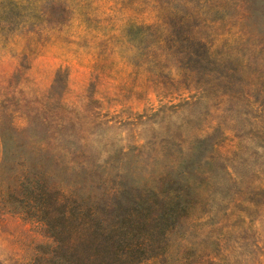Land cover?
I'll list each match as a JSON object with an SVG mask.
<instances>
[{
    "label": "rangeland",
    "instance_id": "1",
    "mask_svg": "<svg viewBox=\"0 0 264 264\" xmlns=\"http://www.w3.org/2000/svg\"><path fill=\"white\" fill-rule=\"evenodd\" d=\"M23 186L49 218L176 192L139 264H264V0H0V264L53 244Z\"/></svg>",
    "mask_w": 264,
    "mask_h": 264
},
{
    "label": "trees",
    "instance_id": "2",
    "mask_svg": "<svg viewBox=\"0 0 264 264\" xmlns=\"http://www.w3.org/2000/svg\"><path fill=\"white\" fill-rule=\"evenodd\" d=\"M23 191L36 201L40 210L36 221L45 226L53 243L50 250L41 251L29 264H139L162 253L161 237L184 210L178 193L159 192L153 194L152 201L108 220L92 205L81 209L68 195L53 191V213L49 218L44 204L49 194L28 188Z\"/></svg>",
    "mask_w": 264,
    "mask_h": 264
}]
</instances>
